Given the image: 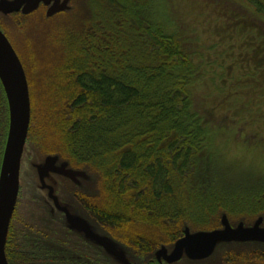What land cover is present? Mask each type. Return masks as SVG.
I'll return each mask as SVG.
<instances>
[{
	"label": "trees",
	"instance_id": "obj_1",
	"mask_svg": "<svg viewBox=\"0 0 264 264\" xmlns=\"http://www.w3.org/2000/svg\"><path fill=\"white\" fill-rule=\"evenodd\" d=\"M236 1L248 13L238 26L233 20L220 25L233 32L250 26L245 32L253 38L239 45L245 61L234 55L227 69L234 73L212 75L218 103L254 94L238 104L253 120L264 116V0ZM90 7L87 29L68 38L55 128L61 154L100 173L93 170L103 194L96 213L171 236L184 220L209 228L219 213H264V174L234 182L209 158V129L188 92L200 66L152 0H91Z\"/></svg>",
	"mask_w": 264,
	"mask_h": 264
},
{
	"label": "rangeland",
	"instance_id": "obj_2",
	"mask_svg": "<svg viewBox=\"0 0 264 264\" xmlns=\"http://www.w3.org/2000/svg\"><path fill=\"white\" fill-rule=\"evenodd\" d=\"M90 2L91 0H70L68 10L59 11L53 16H47L49 5L41 4L29 15L14 12L2 19V26L18 51L30 83L29 139L31 143L25 149L22 165L23 169L25 165V183L34 194L39 192L38 190L41 189L39 185H42L37 165L49 154H58L61 160H68L61 154L63 149L55 128V118L59 116L61 107V95L57 89L61 85L60 72L68 59V38L71 34L81 33L87 29L88 20L92 14ZM152 3L160 18L166 22L169 31L179 36L182 44L200 66L188 92H191L193 109L200 117H203V122L209 129L212 142L209 158L212 161L215 160L223 175L227 178L231 177L234 182L243 177L249 180L250 174L262 178L264 163H256V161L264 160L262 159L264 157V116L254 117L251 120V111L238 106L244 97L249 99L254 94L233 96V99L218 103L219 89L215 86L212 75L216 71L224 74L234 73L233 68L229 71L227 69L232 65L231 62L236 61L235 54L242 62L245 61V57L242 59L243 55H240L239 45L247 43V38L252 40L253 37H248L245 32L251 31L252 28L243 26L242 32H233L227 31L220 24L223 21L228 24L231 20L234 23L239 22V16L248 13L247 8L239 5L236 0H152ZM231 47L235 49L233 53H231ZM222 61H225V64L223 69H220L221 66L217 64ZM251 62L254 63V61ZM236 66V70L240 72L239 64ZM246 69H242L243 72ZM232 100H238V102L237 108L231 111L229 107L235 104ZM33 143L36 144L35 148L32 146ZM68 161L72 168H80V165L74 166L70 160ZM91 170L99 173L96 168ZM97 173L94 172L96 176L94 175L92 180L93 184H99ZM45 181L47 183L48 180L45 179ZM101 205L103 203L99 204ZM94 216L100 215L94 211ZM261 216L264 218V213H261ZM228 217L233 225L241 221L245 225H252L258 216L256 214L228 215ZM185 222L186 220L181 222L182 226ZM187 225L191 232L208 229L192 223ZM218 226L220 222L216 216L209 228ZM158 231H160L159 228L142 222L127 223L117 230V232L129 233L133 237H136L134 233L138 232L153 234L152 237H156L157 240H161L162 235L166 237V234ZM241 243H243L242 246L231 254H248L252 250L264 251V243L260 242H226L218 246L211 258L191 260L186 257V259L193 263H204L215 258L220 264H224V256L227 255L225 250L237 247ZM255 263L264 264L263 261Z\"/></svg>",
	"mask_w": 264,
	"mask_h": 264
},
{
	"label": "flooded vegetation",
	"instance_id": "obj_3",
	"mask_svg": "<svg viewBox=\"0 0 264 264\" xmlns=\"http://www.w3.org/2000/svg\"><path fill=\"white\" fill-rule=\"evenodd\" d=\"M5 16L0 18V28L8 36L2 26V19ZM239 24L240 21L235 25ZM0 95L1 169L9 130L8 102L1 82ZM29 138L28 133L22 160L26 147L31 143ZM32 146L36 144L33 143ZM62 156L65 158L63 154ZM74 169L84 170L86 175L73 179L55 172L50 177L52 184L41 185L39 192L34 194L25 183V165L23 169L21 164L18 198L5 244L9 264H220L215 258L209 262L193 263L186 259V256L174 262L169 261L168 254L174 244L185 235L186 223L178 235L162 233L166 234V237L162 235L161 240L152 237L153 234L148 235L149 233L138 232L134 233L136 237H133L126 232H117L118 228L127 223L118 224L103 216H94L96 206H99L103 196L101 186L92 182L94 171L89 167ZM67 212L75 214L74 218L81 219L84 223L72 221L73 218L68 217ZM230 223L233 224L231 221ZM220 227L221 223L217 228ZM242 244L225 250L227 255L224 256V264L264 262V251L261 250H252L248 254H231ZM112 246L119 255L111 252ZM161 248L166 251L159 253Z\"/></svg>",
	"mask_w": 264,
	"mask_h": 264
},
{
	"label": "water",
	"instance_id": "obj_4",
	"mask_svg": "<svg viewBox=\"0 0 264 264\" xmlns=\"http://www.w3.org/2000/svg\"><path fill=\"white\" fill-rule=\"evenodd\" d=\"M69 2L70 0H0V18L2 15L19 11L25 15L29 14L41 4L49 5L47 16H53L59 11L68 10ZM0 81L7 97L9 109V130L0 169V264H9L5 253V244L20 187L22 156L31 121V98L24 65L1 28ZM37 168L42 186L49 185L50 177L55 172L63 173L73 179L86 175V171L72 168L69 161L61 160L58 154L47 155L37 165ZM73 215L75 214L67 212V216L73 218L72 221L83 222L81 219L74 218ZM263 222L264 218L260 216L252 225H245L241 221L233 226L227 214L223 213L221 228L191 232L186 226L185 235L176 241L168 254V259L174 262L186 256L191 260H205L211 258L218 246L226 242L264 243ZM165 251L164 248H161L158 252L164 253ZM111 252L119 255L113 246Z\"/></svg>",
	"mask_w": 264,
	"mask_h": 264
},
{
	"label": "clouds",
	"instance_id": "obj_5",
	"mask_svg": "<svg viewBox=\"0 0 264 264\" xmlns=\"http://www.w3.org/2000/svg\"><path fill=\"white\" fill-rule=\"evenodd\" d=\"M256 163H264V160H257Z\"/></svg>",
	"mask_w": 264,
	"mask_h": 264
},
{
	"label": "snow or ice",
	"instance_id": "obj_6",
	"mask_svg": "<svg viewBox=\"0 0 264 264\" xmlns=\"http://www.w3.org/2000/svg\"><path fill=\"white\" fill-rule=\"evenodd\" d=\"M262 159H264V157H262Z\"/></svg>",
	"mask_w": 264,
	"mask_h": 264
}]
</instances>
